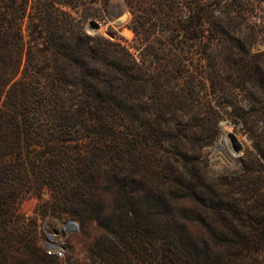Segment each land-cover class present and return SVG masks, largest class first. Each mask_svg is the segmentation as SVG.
<instances>
[{
    "label": "rangeland",
    "instance_id": "1",
    "mask_svg": "<svg viewBox=\"0 0 264 264\" xmlns=\"http://www.w3.org/2000/svg\"><path fill=\"white\" fill-rule=\"evenodd\" d=\"M66 1L77 3L76 8L61 5L74 18L71 34L81 29L104 50L101 59L94 60L99 79L122 77L108 65L114 58L106 49L111 43L129 46L142 70L135 84V109L129 116L113 114L115 107L104 96L92 117H46L31 127L21 120L23 139L48 136L64 150L63 171L49 180L63 187L81 186L64 203L56 201L52 189L36 186L15 203L14 217L2 226L0 239L8 249L0 262L168 264L164 255L154 260L148 252L141 254L134 239L135 213L127 217L124 209L135 203L148 224L147 241L157 228L166 233L172 226L188 244L206 243L214 252L222 250L221 264H263V251L257 254L259 260L253 255L241 258L250 245L236 238L239 232H263L264 0H209L216 14L230 10L241 15L236 31L243 37L260 31L256 46L242 59L249 65L244 70L224 68L222 62L232 59L223 56L213 58L218 67H209L210 59L203 56L198 41L187 40L183 25L190 14L188 0H159L165 10L151 21L156 30L150 28V35L131 28L128 0ZM174 1L175 13L167 17V6ZM76 19H81L79 25ZM177 24L181 32L176 46L182 50L171 54L165 51L167 37L176 35L172 29ZM155 48L163 52H153ZM73 79L75 84L65 87L63 95L78 109L88 98L83 96L84 84ZM96 85L105 91L100 82ZM43 149L35 152L43 154ZM31 155L24 149L30 171ZM76 159L86 161L82 179L76 176ZM224 212L231 217L234 240L221 246L213 233L225 228L220 221ZM70 221L73 228L62 233L64 256L47 257L42 238Z\"/></svg>",
    "mask_w": 264,
    "mask_h": 264
},
{
    "label": "trees",
    "instance_id": "2",
    "mask_svg": "<svg viewBox=\"0 0 264 264\" xmlns=\"http://www.w3.org/2000/svg\"><path fill=\"white\" fill-rule=\"evenodd\" d=\"M128 2L133 13L131 28L136 34L150 35V28L156 30L151 21L165 10L162 5L164 2L157 0L155 5L149 0ZM210 2L188 0L190 14L183 25L187 31L186 38L198 41L201 53L210 59L209 67H218L213 63V58L223 56L232 59L222 62L224 68L244 70L249 65L242 59L256 46L260 31H252L243 37L236 31L241 15H233L230 10L216 14ZM76 4L66 0H0V235L3 224L8 225L14 217L15 203L30 194L34 186L39 190L45 187L52 189L58 203H64L77 195L81 186L77 183L71 188L63 187L49 180L56 176V172L63 171L60 158L64 150L59 141L48 136L43 140L36 135L23 139L19 133L21 120L31 127L32 123L46 117L48 120H64L72 115L92 117L97 114L104 96L115 107L116 112L113 110V114L129 116L135 109V84L141 80L138 78L142 72L141 66L129 46L111 43L112 48L106 50L114 59L108 65L115 67L122 77L120 81L99 79L101 72L94 60L101 59V53H104L102 46H96L95 38L81 29L71 34L74 18L61 7L76 8ZM166 11L167 17L171 12L175 13V1L167 6ZM79 20L76 19L78 25ZM172 30L177 33L167 37L169 47L165 51L174 54L182 50L176 46L179 43L176 37L180 36L181 28L177 24ZM155 51L163 52L159 48L153 49ZM74 77L84 84L83 96L88 98L86 105L78 109L63 95L65 87L75 84ZM94 80L100 82L105 91L102 92ZM41 147L44 148L43 154L39 155L35 150ZM24 149L32 153L31 171L22 156ZM73 163L77 178H84L86 161L76 159ZM124 209L127 217L129 213H135L134 239L141 254L148 252L154 260L164 255L168 264H221L224 257L222 250L214 252L206 243L201 246L188 244L185 237L172 226L165 234L157 228L150 233L151 241H147L144 234L148 226L145 216L137 211L135 203H128ZM220 221L225 228L215 230L213 235L218 244L223 246L234 238L229 231L231 217L224 212ZM236 240L250 245L246 255H240L241 258L253 255L255 260H259L258 252H264V213L263 232L258 229L239 232ZM262 243L263 249L260 248ZM254 244L257 247H252ZM7 249L0 239L1 258ZM28 251L31 254L34 250L29 246Z\"/></svg>",
    "mask_w": 264,
    "mask_h": 264
},
{
    "label": "built area",
    "instance_id": "3",
    "mask_svg": "<svg viewBox=\"0 0 264 264\" xmlns=\"http://www.w3.org/2000/svg\"><path fill=\"white\" fill-rule=\"evenodd\" d=\"M74 222L70 221L63 226V229L57 231L53 230L44 235L41 242L44 247L45 253L52 257H63L65 254V246L63 241V234L66 233L67 229L73 228Z\"/></svg>",
    "mask_w": 264,
    "mask_h": 264
}]
</instances>
